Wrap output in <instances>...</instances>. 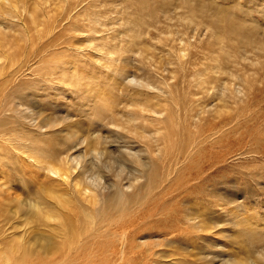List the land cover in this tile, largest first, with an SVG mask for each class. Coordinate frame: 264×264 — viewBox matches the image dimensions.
I'll list each match as a JSON object with an SVG mask.
<instances>
[{"label":"bare ground","instance_id":"6f19581e","mask_svg":"<svg viewBox=\"0 0 264 264\" xmlns=\"http://www.w3.org/2000/svg\"><path fill=\"white\" fill-rule=\"evenodd\" d=\"M5 1H6V4L8 6L7 7L4 6L5 8L3 7L4 8L3 12L0 13V17H2V20L4 21V19H5L4 24H3V21L1 23V20H0V71L2 72V74H4V72H6V73L4 74V80L3 81L0 80V93H2V85L8 83L16 73L20 72L19 74H21V71H24L29 66L33 65L32 63L35 64L37 62H42L43 72L48 74V76L50 77L49 80L47 78H44L43 82L46 83L48 81H51L54 78H60L61 77L60 81L62 84H65V85L71 87L72 89H75L77 87V82L74 80H70V78H74L75 76H74V74H70L69 75L70 77L67 76L66 72L70 71V70L68 69V67L63 68V64H65V63H56V62L51 63V62H49V60L45 59V57H48L51 54L49 48L54 47L52 39L49 38V34H50L49 32L51 31V27L53 29L51 19L54 20L52 18V16L49 15L50 14V7H48V5L46 6V4H43L42 1H38V0L36 1L35 0L37 3L36 2L33 4L31 3L33 6L31 7V9H29V6L26 5L27 0H26V2L24 0H21L20 2L23 3L22 7L24 6V7L28 8L26 10V17L25 16L22 17V14L18 11V9H16V7H13L10 5L9 0H5ZM11 1L16 2L13 0H11ZM55 1L57 2L58 0H55ZM91 1L90 2L92 4L91 3L90 4L92 7L97 6L96 0H91ZM185 1L187 2V5L185 7L186 10L184 11L185 15L182 16V17H184L183 19L188 21L187 23H189V25H193L196 29H198L199 27L202 28V26H204V28L207 31L210 38L213 36L217 37L218 39H216V40H218V42H217L218 51H222L223 55L217 56V54L213 53V52H217V51H215V49H213V50L211 49V51L208 52V56H206V57L204 56L205 52H202L201 54H203L204 57L203 56L202 57L204 58V60L207 59V57H208V59H210V61H207L205 63L201 61L200 65H199V63L197 61L193 60L194 56L192 54H188V57L186 59L183 58L185 49L179 47L180 53H178L176 55L177 56V60H176L177 63H176V66L173 67V70L171 72V74H172L171 76L174 80L180 81L182 85L184 84L183 86L180 85V88L183 87V89H184L183 90L184 91L183 99L182 98H180V99H182V101L183 100L184 101L182 104H180L182 101L180 99L176 98L175 100L174 99L173 100L174 101L179 100L181 102L179 103V101H178L177 103H175L172 100H170V102L172 101L175 104L179 103V107L176 108V109H178L177 113H179V115H181L180 111L182 109V116H184L186 119L188 118V120L189 119L193 120L192 125L189 124L190 128L183 127L182 132L180 131L179 134H177V132L175 131L174 135L170 136V134H169L170 132L169 131L167 132V129L169 127L172 131L173 130L172 128L175 127L174 126L175 124L178 126H183V125L182 124L179 125L177 122L170 124V122L172 120V119H169L170 116L167 117V119L161 118L164 116L163 113H165V112H162V110H163L162 107L159 105L160 108L162 109V110H160L158 108L159 106L157 107L155 105V107H154L149 102L146 103V101H144V100H146V98H145L142 101L146 103V107L144 106V103L143 104L141 103L142 101L140 100V104L142 106H140V105L138 107L135 106L136 110L134 109L133 111L130 110V108H132V106L129 107L128 110L124 109L123 111H121L122 109H120V108L125 107V104L123 107L119 108L120 110L118 108H115L116 106L119 107L118 105L120 104V102L118 101V99L114 100L113 103L115 104L116 103L115 101H118L119 103H116L115 105L113 104V106L109 107L106 104L107 107H109V108L96 106V109H97L96 112L98 111V113H96L93 117V118H95V120H89L90 119L89 118L87 120V122L84 121L85 122V125H84L85 126V129H84L85 132H83V134H80V133H82L81 129L79 127H76L73 124L74 122H72V126L69 125V127H68L69 129H67L65 131L56 130L55 129L56 121L51 118L48 120L46 119L47 120L46 122H45V120L41 119V121H43V123L40 122V124L36 125L35 128L37 129L38 134H41L42 136H38V135L34 136V134L29 133L28 136L19 137L21 135H14V133L18 132L20 130V128L22 129L24 126H23V124H19L18 126H14V125H16L17 122L23 123V121H25V120H27L28 122H33L35 119L33 114L36 111L33 114L31 113L30 115H26L25 111H29V109L25 108V109H22V111L19 114L15 113V112L12 114H10V112L6 113L8 108H9L8 105L10 104L11 100H10V97H7V95H4L3 97L0 95L2 97V98H0V152L2 153V157H0V160L1 159L6 160V161L8 160L10 163V160L6 156L7 153L2 151V149H3L2 148V142H16L17 143V146L15 147L16 151L18 153L24 155L28 160L30 159L29 161H32L31 164L33 163L35 165L34 166L35 168H37L38 170H42L44 174L46 173V175H47L46 177H48V181H49L47 184L48 192H46L45 194L43 193V190L40 191L39 193L35 192L36 194L34 193L35 195H33V198L27 197V199H25L23 201L17 197L16 203L11 205V214L17 220L14 223H12V225H11L12 231H13L12 234L7 233L9 229L6 231L7 228H5V224H7V223H5V222H7L8 219L6 217L5 218L3 217V210H2V224L0 223V264H70V263L66 262L68 257H70V256H74V257L87 256V257L91 258V257H94V254H95V252L93 250L105 249L104 247H106V246H107V248H106V251L104 253L105 256H103V257L107 256V257H113L114 258V257H118L122 254H126V253L130 254V255H136L141 250L138 252L136 250L137 248L135 249L132 246L133 244L130 246L131 240L126 236V234L129 231L128 230L129 227H131L132 223H134L132 221V219L130 218V216L124 217L126 214L131 213V210H130L131 207H130L129 203H127L126 193L130 189H132L134 187L135 183L139 182V180L141 178H145L147 180L149 179L150 181H152V179L148 173L151 170L155 169V168H153V166L157 165L156 163L158 161L160 162L161 168L159 166H157V168L162 169V171H163V169L165 170V172H164L165 178H169V176L171 174H174V172H176L177 170H180V172L182 173V180L177 185H175V186H169V184L164 185L163 189H165L166 192H170L171 190L175 191V192L177 191V193L182 192V194H181L182 196L189 198L192 194L199 193L201 185L209 184V185H211L212 189H215V188H220L221 184L226 183L225 181H223L224 178L222 179L221 183H218L216 181L215 177L218 176V174L221 170H223V169L225 170V168L228 167V166H225V164H222L221 166L218 167V164L227 161L226 159H228L229 156L235 155L236 157L237 156L240 157V156H243V155H246L249 153V154H252V156L253 155L256 156L257 154L258 155L260 154L263 157L262 154H264V145H260V144H261V142L264 141V137L262 136V134H264V133H262V131L260 129H261V126L264 124V109L262 107H260L259 110H256V109L260 106L261 103H264L263 102L264 98L261 96V94H258V92H257L255 95L252 96V98L257 99V101H256L257 106L256 107H251L248 105V108L250 110L248 112V114H244L243 112L241 113V111L239 109V106L241 104H245L243 99H244V96L246 95L245 92H247V91L244 92V89H245L244 87L246 86L247 88H251L253 85V83H252L253 81L251 82L250 79H249V81H246V80H248L247 78H251L255 82H256L257 78L255 77V73L244 75V73H245L244 72L245 70H244L242 73V76L239 80V78H237L236 75H234L237 72L235 70H231V66H238L241 61L242 62L246 61L247 59L244 57V52H246V51H247L248 60H249L248 53L252 52V50L257 51L258 54H260L261 57L264 59V42H262L260 40L257 41L254 39L253 40L250 39V36L246 35L244 33L245 31L242 29V27H239V25L234 24V21H236V20H234L233 17H229V16L224 15V8L223 7H221V6L214 7V5H211L209 7V10L205 7H201V8L199 7V9H198V7L196 6L197 3L194 2L193 0H185ZM185 1H184V3H185ZM52 3H54L53 0H52ZM169 3H170V1H168L167 4H169ZM177 3H179L177 5L179 8L183 7V1L182 0H178ZM66 4H69V3H66ZM72 4H73V2H72ZM72 4L69 5V7L67 9L68 14L66 16H68V17H66V18L69 19V21H68V23L66 22L68 24V26H66L65 29H66V31L73 32L72 35H74V36H81L80 41L85 43L86 46L82 48L79 45V41H75V40H72L68 45H64V46H66V47L71 46L73 48V50H75L76 53L80 56L83 54V51L85 48L92 49V50L97 52V55L100 56L98 60H100V58H101L102 60H104V64L106 62H108V60L110 62V59H111L110 56L112 54H114L115 52L112 53L113 49L111 50V47L107 48V46L105 45L107 39L104 38L103 36L99 35V29L102 28L103 26H105L104 24H100L98 21L99 13L97 12V10H93V11L90 10V13H87V9H89V8H85V9L82 8L83 10H81V11L79 10V12L73 13V10H75V5H72ZM29 5H30V3H29ZM61 5H60V7H59V4H58V6L57 5L56 6H57V8L58 7L62 8L64 5L62 7H61ZM166 6H164V7H166ZM199 6H201V5H199ZM52 9H54V8H52ZM62 9H60V10H62ZM141 9L142 8H140V10ZM214 9L217 10L216 14H214V12H215ZM64 10H65V8H64ZM140 10H138V11H140ZM54 11L57 12L58 9H55ZM63 12H65V11H63ZM63 12H61V14ZM106 12H107V10H106ZM151 12H152V15H154V11L152 10V11H150V13ZM208 12H209V14H208ZM136 13H138V12H136ZM171 13L172 12H170V9H164V10L161 9L160 15L163 16L164 20H168L171 18ZM23 14H24V12H23ZM204 14H205V16H203ZM127 15H128V13H127ZM198 15H202L203 17H205L209 22H211L212 25H214L216 27V29L218 28V31H219V28H221V29L226 28L229 31L228 32L229 35L241 38L240 41L238 40L239 44L236 43L237 46H239V47H237V46L234 47L237 51L241 50V52L239 51L240 53H238L236 55H232L230 52H227L225 45H224V38H223L222 34L218 33L217 31H214L213 29L211 31V28H210L211 25L210 26H208L207 24L203 25L202 21H200L198 19V17H199ZM60 16H63V15H60ZM64 16L62 18H65ZM174 16H176V14ZM14 17L17 18V21H13ZM133 17L134 16L128 17L126 22H123V24H126V23L130 24L131 23L132 25H134L136 22L143 23L142 20L140 19V15L137 16L138 19L136 18L133 20L132 19ZM182 17H180V18L182 19ZM152 19H154V18L152 17ZM57 20L58 19L54 20V23L57 22ZM170 21H171V19H170ZM101 22H102V20H101ZM146 25L149 26L151 24H146ZM255 25H259V24L256 22ZM1 26H2V29H1ZM61 26H63V25L61 24ZM161 26H160V29H164V28H161ZM255 27H250V28L255 29ZM155 29H156V27H155ZM16 30H18V32L16 34L13 33ZM123 32H124L123 35H125L126 40L124 41V44L122 43L123 49H120V50L122 52H128L129 53V52H133V50H135L137 48V51H135V52H137V54L140 55L141 61L147 59V55L144 54L147 50V47L143 43H141V41L139 39L140 36H138V34H136L130 28L125 29V31H123ZM172 32H170V33H172ZM248 33H252V31L248 30ZM60 34H62V32H60ZM64 34H65V32H64ZM173 34H172V37H174V39H175L176 37L173 36ZM217 34H219V36ZM174 35H176V34H174ZM121 36H122V33H121ZM141 36H143V35H141ZM43 37L46 41L44 43H42ZM165 37L163 39L167 38V37L166 38ZM160 38H161V35H160ZM170 38H171V36H170ZM194 38L196 39V37H194ZM198 39H199V37H198ZM20 40L24 41L26 44V48H23V49L20 48L22 57L19 55L20 53L17 52V51H19L18 41H20ZM171 40H172V38H171ZM176 40H178V38H176ZM185 41H186V39L184 40V42ZM196 41H197V39H196ZM174 43H177V42H174ZM184 44H186V43H184ZM193 44H190L188 42L186 44V46L188 47L189 45H193ZM206 48H207V46L205 45V49ZM167 50H168V48H167ZM194 50H195V48H194ZM181 51L183 52L182 54H181ZM199 52H200V50H199ZM175 53H177V51ZM125 54H127V53H125ZM114 56H115V54H114ZM169 56H171V55H169ZM120 58L121 57H119V59ZM163 58H165V57H163ZM196 58H198V57H196ZM174 60H175V58H174ZM141 61H140V63H141ZM170 61H171V59L168 58L169 64L171 63ZM68 63L72 64L73 62L70 60ZM116 63H117V61H116ZM260 63L261 62L258 58H257V62L250 63V65L253 68L252 70L255 71L256 69H258L259 66L261 67ZM171 64H170V66H171ZM173 65H175V64H173ZM198 65H199V67H198ZM100 66H102V64ZM166 66L169 67V65H166ZM13 67H15L14 71L11 73H8V69L10 71V68H13ZM186 67H188L190 70L189 69L187 70ZM228 67H230V68H228ZM98 68H99V66H98ZM125 68H127V67L125 66ZM159 68L161 70V68H163V67H160V65H159ZM33 71L35 72V74H39L41 69L39 67H36V68H34ZM119 71H121V70L119 69ZM142 71H144V70H142ZM139 72H141V71H139ZM120 73H122V71ZM123 73H124V71H123ZM163 73H162V77L164 76ZM167 73H168V71H167ZM131 74H133V73H131ZM169 75H167V78ZM223 75H225L226 77H224ZM109 76H110V73H109ZM116 77H118V75ZM140 77H141V75H140ZM159 77L161 78V76H159ZM126 78H127V76H126ZM164 78H165V76H164ZM227 78H228V80H227ZM64 79H67V80H64ZM74 79H76V78H74ZM113 79H115V76ZM130 79H129V81L133 80V79L132 80H130ZM12 80H14V79H12ZM149 80H147V83H143V85H141L140 87L143 88L144 90H146L147 88H151L152 91L153 90L155 91L156 87H158L159 92L163 94L164 89L162 87H164V86L161 87L162 84H165L164 82H162L163 80L160 81L159 83H157V84H160L159 86H154L151 82H148ZM135 81H137V80H135ZM164 81H165V79H164ZM41 82H42V80H41ZM114 82H116V79L114 80ZM144 82H146V81H144ZM257 82H258V80H257ZM35 83H33V84H35ZM243 84L245 85L244 87H242ZM116 85L117 84H115V86ZM112 86L114 87V85H112ZM165 86H167V84ZM132 87L134 88L135 86H132ZM137 87L138 86H136V88ZM175 87L178 88V91H179V87L178 86H175ZM29 88H30V86H29ZM115 88H117V87H115ZM168 88L169 87L167 86V89ZM23 89L21 88V90H23ZM86 90H85V92H86L85 94H84V92H81L82 91L81 89L71 91V92L78 91L80 93V95H84L83 96L84 100H82V103L85 107L89 106L91 101H93L95 98L94 95H91L89 89L87 91ZM132 90H134V89H132ZM140 90L142 93V89H140ZM178 91L176 89L177 93H178ZM19 92H17V93L19 94ZM30 92H31V90H30ZM252 92H249V93L252 94ZM20 93H22V92H20ZM133 93H135V92H133ZM153 93H152V97L154 96ZM167 93H168V91H167ZM146 94L148 95V93H145V95ZM178 94H181V92ZM31 95L32 94L30 93V96ZM131 95H129V96H131ZM175 95H177V94H175ZM38 96H40V95H38ZM111 96H113V95H111ZM170 96H172V95H170ZM16 97L17 96L14 95L13 98H16ZM32 97H35V95H33ZM131 97H133V96H131ZM167 97H169V96H167ZM113 98L112 99L109 98L110 99L109 101L113 100ZM119 98H121V97L119 96ZM169 98H171V97H169ZM248 98H249V95H248ZM99 99H102V98H99ZM141 99H142V95H141ZM157 99H158V96H157ZM105 100H106V98H105ZM134 100H135V98H134ZM136 100L138 101V99H136ZM16 101H18V100H16ZM32 101H34V100H32ZM137 101H136V103H137ZM158 102H162V101H158ZM102 103H104V102H102ZM105 103H104V105H105ZM130 103H132V102L130 101ZM153 103H155V102H153ZM161 104H163V102ZM168 104L170 105L169 102H168ZM172 105H173V103H172ZM172 105H171V107L173 109L174 105L173 106ZM94 107H95V104L90 106V110H95ZM36 108H38V107H36ZM176 109H174V110H176ZM179 109H180V111H179ZM40 110H42V109H39V111ZM164 110H166V109H164ZM10 111H12V110H10ZM40 112H42V111H40ZM35 114H37V112ZM169 114H170V112H169ZM46 115H45L44 119L49 116L48 115L46 117ZM174 115H177V114L174 113ZM243 116H244V119H243L242 123H239V120L241 118H243ZM37 117L38 116H36V118ZM41 118H43V117H41ZM181 120L184 121L182 118H181ZM181 120L179 119V121H181ZM68 121H69V118H68ZM102 123H105L106 127L101 126ZM189 125H188V127H189ZM44 126L46 128L48 127L45 130L46 134H44L45 132L40 131V129ZM66 126H67V124H66ZM176 130L178 131V129H176ZM103 131H105V132H103ZM106 133H111V135H108ZM167 133L169 135H167ZM47 134H50V135H47ZM52 134H54L53 138L51 137ZM231 134H232L233 138L231 137L229 139L228 136ZM79 139H81V140H79ZM120 141L122 142V145H120ZM79 144L80 145L82 144V146H84V147L79 148L78 147ZM112 144L116 145V147H117V145H119V147H117L116 149L119 150L118 153L121 155H119L118 153H116V154H118L119 156L125 157L126 159H128L130 164H132V165L135 164V166H136L135 176H133V174H132L131 179L126 178L129 180V184L127 186H123L121 183L122 173L125 172V169L122 166L119 168L118 171H116V174L113 176V179L109 181V182H111V188L108 187V185L105 183L106 181L105 182L103 181V179L105 178L104 174L113 170L112 168L115 165L114 164L115 163L114 157H116L117 155L115 156L113 154L112 146H111V150L108 147ZM136 146H138V148H136ZM234 146L236 147V149L234 151H232L231 149ZM122 149H125V151ZM4 150L7 151L6 149H4ZM140 153H143V154H140ZM144 155H146L147 157L153 155L155 162L153 161V159H152V162H150V160H148L150 158H143ZM117 159L119 160V158H117ZM120 159H123V158L120 157ZM256 161H258V160H256ZM16 162L17 161H15L14 163L17 164ZM33 164H32V167H33ZM117 164H118V162H117ZM119 164H121V162ZM151 168H153V169H151ZM22 170H23V168H22ZM184 170H187V172H184ZM232 170H233V168H232ZM128 172H129V170H128ZM157 172H159V171H157ZM152 173H154V172H152ZM236 173L239 176V180H241L242 178L247 176L245 174V172H242L241 170H236ZM128 176H126V177H128ZM154 177H155V175H154ZM178 177H176V178H178ZM166 180H164V182ZM123 182H125V181H123ZM236 183L238 184V181ZM160 187L161 186H159V188ZM108 188L110 189V191L107 190ZM146 188H147V186H146ZM150 190H152V189L150 188ZM208 191H210V190H208ZM223 191H224V188L221 191H218V189H217V191L215 193L220 194ZM144 195L146 197V194H144ZM164 195H165V193H164ZM231 196H232V193H231ZM172 197H173V195H172ZM154 199H155V197H154ZM166 201H168V200H166ZM218 201L219 200H217V202ZM236 202H234V204ZM164 203L166 204V202H164ZM171 203H172V201H171ZM230 206H231V204H230ZM215 207H217V206H215ZM1 209L2 208L0 206V210ZM219 209H222V208H219ZM147 213H148V211H146L145 214H147ZM164 213H165V211L163 212V214ZM147 215H145V216H147ZM191 215H192L191 213L185 214L182 219L186 222L189 221L190 224L192 223V225H194L196 222V217L191 216ZM216 215H218V213ZM233 216L234 217H232V216H230V217H232V219H236L237 216H235V215H233ZM197 219H198V217H197ZM237 219H242V218L238 216ZM134 220H136V219H134ZM168 220H170V219H168ZM168 220H165L162 222L159 221L158 224H154V227L152 228L153 230H151V227L149 225L148 228H150V229H148V230H151L152 232L155 231L158 234L164 233L165 231L166 232L176 231L173 224L170 225V227H168L169 226ZM250 221H251V219H250ZM157 222L155 221V223H157ZM180 223H182V222H180ZM33 224L36 225L37 228H34L32 226ZM152 224H153V222H152ZM190 224H186V225H190ZM30 225H31V227H30ZM135 226L136 225H134V227ZM217 226H218V224H217ZM19 228H21V230H19ZM39 228L44 229V232L46 234H43L42 232L38 233L37 230ZM114 228H115V230H114ZM194 228L198 230L197 232H199V231L205 232V231H208V229L211 230L212 227H209L208 229H206L205 227L204 228H198L197 226H194ZM246 229H247V227H246ZM191 231H194V230L191 229ZM16 232L17 233L19 232V234H17ZM224 232H226V231H224ZM130 233H131L130 235H132V232H130ZM138 233H140V232H138ZM206 233H208V232H206ZM196 234H198V233H196ZM112 235L116 236V240L111 242V236ZM98 236L99 237L101 236V238H98ZM173 236H174V234H173ZM147 238H149V237H147ZM262 241H264V239H261L260 237H258L256 240L250 241V244H254V242H259V243H262V245L259 247H256V249H254L255 251H252L250 248H247V247L245 248L247 251L250 250L252 253L248 254V257L246 260L247 262H245L244 264H264V242H262ZM165 243H167V242H165ZM147 245H148V243H147ZM158 245H160V244H157V246ZM151 247L153 248V246H151ZM162 248L165 249V247H163V246H162ZM223 248L224 247H222L221 250ZM151 251H152V249H151ZM100 252H101V254L103 253L102 250ZM142 253H144V252H142ZM146 253H148V251ZM149 253H151V252H149ZM169 255H171V254H169ZM96 256L98 258L99 255L97 254ZM153 256H154V254H153ZM140 258H141V256H140ZM161 258H163V257H161ZM236 258L237 257H235V259ZM235 259L230 258L227 261H225L226 259H224L225 262H222V263L223 264H238L235 261Z\"/></svg>","mask_w":264,"mask_h":264},{"label":"rangeland","instance_id":"374dc122","mask_svg":"<svg viewBox=\"0 0 264 264\" xmlns=\"http://www.w3.org/2000/svg\"><path fill=\"white\" fill-rule=\"evenodd\" d=\"M9 1H10L11 6L16 7V9H18V11L22 14V17L23 16L26 17V10L28 8L24 7V6L22 7L23 3L20 2L21 0H13L16 2L18 1L17 3L12 2L11 0H9ZM24 1L26 2V0H24ZM36 1L35 0L34 1L33 0H27L26 5L29 6V9H31V7L33 6L32 4L35 3ZM38 1H42L43 4H46V6L48 5V7H50V14L49 15L52 16V18L54 20L58 19L57 22H55V23H54V20L51 19L53 29L51 27V31L49 32L50 33L49 38L52 39L54 47L49 48L51 54H50V56L45 57V59L49 60V62H51V63H55V62L56 63H65V64H63V68L68 67V69L70 70V71L66 72L67 76H69L70 74H74V76H75L74 78H76V79L70 78V80L76 81L77 87L75 89H72L71 87H69L65 84H62L60 81L61 77L60 78H54L51 81H48L46 83L43 82L44 78H47L49 80L50 77L48 76V74L43 72L42 62H37L35 64L32 63L33 65L29 66L24 71H21V74H19L20 72L16 73L15 74L16 76L14 75L15 77L13 76V78H12L14 80L11 79L8 83L2 85V93H0V95L2 97L4 95H7V97H10V100H11L10 104L8 105V107L9 108L11 107V108L10 109L8 108L6 113L10 112V114H12L15 112V113L19 114L22 111V109L28 108L29 111H25L26 115H30L31 113L33 114L35 111L37 112V114H35L36 112L33 114L34 118H35L33 122H28L27 120L23 121V123L17 122V124L14 126H18L19 124H23L24 127L22 129L20 128V130L18 132H15L14 135H21L19 137H23V136H28L29 133H31V134H34V136H36V135L42 136L41 134H38L37 129L35 127H36V125L40 124V122L43 123V121H41V119L45 120V122H46L48 119H51V118L56 121V126H55L56 130L65 131V130L69 129L68 128L69 125L72 126V122H74L73 124L76 127H79L81 129L82 133H80V134H83V132H85L84 131V129H85V126H84L85 122L84 121L87 122V120L89 118H90L89 120H95V118H93V117L96 113H98V111L96 112V110H97L96 106L97 107H105V108L107 107V105L109 107L113 106V104H114L113 102L116 99H118L120 104L118 105L119 107L116 106L115 108L119 109L120 107H123L125 104V107L120 108V109H122L121 111H123L124 109L128 110L129 107H131V106H132V108H130V110H132V111L134 109L136 110L135 106L136 107H138L139 105L142 106L140 104V100L142 101L145 98H146V100H144V101H146V103L149 102L154 107H155V105L157 107L160 105L163 110L166 109L163 111L160 108V106L158 107L160 110H162V112H165V113H163L164 116L161 118L167 119V117L170 116L169 119H172V120L174 119L173 121L171 120L172 123L170 122V124L177 122L179 125L180 124L183 125V126H178L175 124L174 125L175 127L172 128L173 132L168 127L169 130L167 129V132L168 131L170 132L169 133L170 136L174 135L175 131L177 132V134H179L180 131L182 132L183 127L190 128V125H192L193 120L192 119L188 120V118L186 119L184 116H182V109H181V111L179 109L180 114H181V115H179V113H177L178 109H176L179 107V103L183 99V96H184L183 90L184 89H183V87L180 88V85H182L181 82L174 80L171 76L172 75L171 72L173 70V67H175L176 63H177V61H176L177 56L176 55L178 53H180L179 47L185 49L183 58L186 59L188 57V54H192L194 56L193 60L197 61L199 63V65H200L201 61L204 63L207 61H210V59H208V57L205 60L203 57L208 56V52L211 51V49L212 50L215 49V51H217V52H213V53L217 54V56L223 55V52L218 51V47H217L218 40H216L218 38L214 37V36L210 38V36L208 35L204 26H202V28L199 27L198 29H196L193 25H189V23H187L188 21L183 19L184 17H182V16L185 15L184 11L186 10L185 7L187 5V2L185 0H182L183 1V7H180L181 9L177 6L179 4V3H177L178 0H96L97 6H95V7L91 6V4H92L91 0H72V1L71 0H58L57 2L55 0H53L54 3H52V0H49V1L48 0H46V1L45 0H38ZM168 1H170L169 4H167ZM184 1H185V3H184ZM193 1L197 3L196 6L198 7V9H199V7L200 8L205 7L209 10V7L211 5H214V7H216V6L217 7L218 6L223 7L224 8V15L229 16V17H233L234 20H236V21H234V24L239 25V27H242V29L245 31L244 33L246 35H249L250 39H252V40L254 39L257 41L260 40V41L264 42V0H196V1L193 0ZM72 2H73V4H72ZM29 3H30V5H29ZM66 3H69V4H66ZM58 4H59V7L61 4H62L61 7L64 5L62 7L63 9L59 8V7L57 8ZM71 4L75 5V10H73V13L79 12V10L80 11L83 10L82 8H84V9L89 8V9H87V13H90V10L91 11L97 10V12L99 13L98 21L100 24L105 25L99 29V35H101L107 39L105 45L107 46V48L111 47V50L113 49L112 53L115 52L114 53L115 56H114V54H112L110 56L111 57L110 62L108 60V62H106L107 64L106 63L104 64V60H102L101 58H100V60H98L100 56L97 55V52L92 50V49L85 48L83 51V54L80 56L76 53L75 50H73V48L71 46H67V47L64 46V45H68L72 40L79 41V45L82 48L86 46L85 43L80 41L81 36H74V35H72L73 32L66 31V29H65L66 26H68L67 23L69 21V19L66 18V17H68V16H66L68 14L67 9H68L69 5H71ZM198 4L201 6H199ZM4 6L5 7L8 6L6 4V1L0 0V13L3 12V10L5 8ZM164 6H166V7H164ZM51 7L54 9H52ZM64 8H65V10H64ZM140 8H142V9L140 10ZM55 9H58V11L57 12L54 11ZM60 9H62V10H60ZM161 9L162 10L170 9V12H172L171 18H170L171 21H170V19H168V20L163 19V16L160 15ZM106 10H107V12H106ZM138 10H140V11H138ZM152 10L154 11L155 16L152 15V12L150 13V11H152ZM63 11H65V12H63ZM214 11H215L214 14H216L217 10L214 9ZM23 12H24V14H23ZM61 12H63L64 14L63 13L61 14ZM136 12H138V13H136ZM127 13H128V15H127ZM175 14H176V16H174ZM208 14H209V12H208ZM60 15H63V16L65 15L64 16L65 18H62L63 16H60ZM139 15H140V19L142 20L143 23L136 22L134 25H132L131 23L130 24H127V23L123 24V22H126L128 17L134 16L132 18L134 20L136 18L138 19L137 16H139ZM198 16H199L198 19L200 21H202L203 25L204 24H207L208 26L211 25V27H210L211 31L213 29L214 31H217L218 33L222 34V36L224 38V45H225L227 52H230L232 55H236V54L241 52V50H239L240 51L239 52L234 48L235 46H237V44H239V41L241 38L229 35L228 34L229 31L226 28L225 29L219 28V31H218V28L216 29V27L214 25H212L211 22H209L205 17H203V16H205V14L203 16L202 15H198ZM152 17L154 19H152ZM180 17H182V19ZM0 20L2 23V21H3L2 17H0ZM101 20H102V22H101ZM13 21H17V18L14 17ZM4 22H5V19L3 21V24H4ZM256 22L259 25H255ZM145 23L151 24V25L148 26ZM61 24L63 26H61ZM160 26H161V28H164V29H160ZM155 27H156V29H155ZM250 27H255V29L250 28ZM127 28L128 29L130 28L132 31H134L136 34H138V36H140L139 39H140L141 43H143L147 47V50L144 53L147 55V59L141 61L140 55L137 54V52H135V51H137V48L135 50L132 49L133 52H129V53L128 52H122L120 50V49H123L122 46L124 44V41L126 40L125 35H123V33H124L123 31H125V29H127ZM1 29H2V26H1ZM248 30L252 31V33H248ZM17 32H18V30H16L13 33L16 34ZM60 32H62V34H60ZM64 32H65V34H64ZM170 32H172V33H170ZM121 33H122V36H121ZM173 33L176 35H174ZM159 34L161 35V38H160ZM172 34H173V36L178 38V40H176V38L174 39V37H172ZM141 35H143V36H141ZM217 35L219 36V34H217ZM163 36L164 37L168 36V37L167 38L165 37L166 39H163L164 38ZM170 36H171L172 40H171ZM194 37H196L197 41ZM198 37H199V39H198ZM42 39H43L42 43L46 42L44 37ZM183 39L184 40L186 39L187 42L186 41L184 42ZM174 42H177V43H174ZM188 42L190 44H193V43L194 44L189 45L187 47L186 44ZM18 43H19V46H18L19 51H17V52L20 53L19 55L22 57L20 48H22V49L26 48V44L22 40L18 41ZM184 43H186V44H184ZM205 45L207 46L206 49H205ZM237 47H239V46H237ZM167 48H168V50H167ZM194 48H195V50H194ZM199 50H200V52H199ZM176 51H177V53H175ZM168 52L169 53L171 52V53L169 54ZM202 52H205L204 56H203V54H201ZM125 53H127V54H125ZM182 53L183 52L181 51V54ZM169 55H171V56H169ZM248 56H249V60L247 58V51L244 52V57L247 60L243 61V62L241 61L238 66H231V70H235L237 72L234 75H236V77L239 78V80H240L244 70H245L244 75L255 73V77L257 78L256 82L254 80H252L251 78H247L248 80H246V81H249V79H250L251 82L253 81L252 82L253 85L251 87L252 89L247 88L244 84L242 85V87L245 86L244 88L246 89V90L244 89V92L245 91H247V92H245L246 95L244 96V99H243L245 104H241L239 106V109H240L241 113L243 112L244 114H248V112L250 111L248 108V105L251 107L257 106V104H256L257 99L252 98L253 95H255L258 92V94H261V96L264 98V95H263L264 94V77H263L264 76V59L255 50H252V52H249ZM119 57H121V58L119 59ZM163 57H165V58H163ZM196 57H198V58H196ZM168 58L171 59V61H170L172 63V64L170 63L171 66L168 63ZM174 58H175V60H174ZM257 58L260 60V62H261L260 64H261L262 68L259 66L258 69L255 70L257 72L256 73L255 71L252 70L253 68L250 65V63L257 62ZM70 60L73 62L72 64L68 63ZM116 61H117V63H116ZM140 61H141V63H140ZM101 64H102V66H100ZM173 64H175V65H173ZM159 65H160V67H163L164 69L161 68V70H160ZM166 65H169V67ZM199 65H198V67H199ZM98 66H99V68H98ZM125 66L127 68H125ZM36 67H39L41 69L39 74H35V72L33 71L34 68H36ZM228 68H230V67H228ZM14 69H15V67L10 68V71L8 69V73L13 72ZM119 69L122 71V73H120L121 71H119ZM186 69L188 70L189 68L186 67ZM142 70H144V71H142ZM123 71H124V73H123ZM139 71H141V72H139ZM167 71H168V73H167ZM128 72L133 73L135 76L131 73L129 74ZM5 73L6 72H4V74ZM109 73H110V76H109ZM162 73L165 76V78H164V76L162 77ZM4 74H2V72L0 71V75H1L0 80H2V81L4 80ZM117 75H118V77H116ZM128 75L129 76L131 75V76L129 77ZM140 75L143 79L140 77ZM167 75H169L168 78H167ZM114 76H115L116 82H114V80H115V79H113ZM126 76H127V78H126ZM159 76H161V78ZM223 76L226 77L225 75H223ZM228 78H227V80H228ZM129 79L130 80L133 79V80L129 81ZM164 79H165V81H164ZM41 80H42V82H41ZM64 80H67V79H64ZM135 80H137L138 82ZM143 80L146 82H144ZM147 80H149L148 82H151L154 86H159L160 84H157V83H159L160 81L163 80L162 82L165 83V84L161 85V87L162 86L165 87V88L162 87L164 89L163 94L159 92L158 87H156L155 91L154 90L152 91L151 88H147L146 90L141 88L140 86L143 85V83H147ZM257 80H258V82H257ZM33 83H35L38 87ZM115 84H117V85L115 86ZM166 84L169 87L168 88L169 90L167 89V86H165ZM112 85H114V87ZM29 86H30V88H29ZM132 86H135V87L133 88ZM136 86H138V87L136 88ZM175 86L179 87V91H178V88H176ZM115 87H117V88H115ZM21 88L22 89L24 88V89L21 90ZM139 88L142 89V93H141V90ZM79 89H81L82 90L81 92H84V94L86 93L85 90L89 89L91 95L95 96L94 100L91 101L89 106L85 107L82 103V100H84V98H83L84 95H80V93L78 91L71 92L72 90H79ZM132 89H134V90H132ZM165 89L168 91V93ZM176 89H177L178 93L181 92V94H178L176 92ZM30 90H31V92H30ZM19 91L22 93H20ZM17 92H19V94ZM133 92H135V93H133ZM249 92H252V94ZM30 93L32 94L31 96H30ZM145 93H148L149 96L147 94L145 95ZM152 93L154 94L153 97H152ZM169 94L172 96H170ZM175 94H177V95H175ZM14 95L17 97L13 98ZM33 95H35V97H32ZM38 95H40V96H38ZM111 95H113V96H111ZM129 95H131L133 97H131ZM141 95H142V99H141ZM248 95H249V98H248ZM1 96H0V98H2ZM119 96L121 98H119ZM157 96H158V99H157ZM167 96H169L171 98H169ZM99 98H102V99H99ZM105 98H106V100H105ZM109 98L110 99L113 98V100H111L112 102L109 101L110 100ZM134 98H135V100H134ZM176 98H178V99L182 98V99H180L181 101H179V100L174 101ZM136 99H138V101ZM16 100H18L19 102ZM32 100H34V101H32ZM170 100L174 101L175 103H177L179 101V103L175 104L174 102L171 101L174 105L173 106L172 103L170 102ZM118 101H115V102L119 103ZM130 101L132 103H130ZM136 101H137V103H136ZM150 101L151 102L153 101L155 103H153V102L151 103ZM158 101H162L163 104H161L162 102H158ZM183 101L180 104H182ZM102 102H104V103L106 102L105 105ZM168 102L170 103V105L168 104ZM141 103L142 104L144 103V106L146 107L145 102L142 101ZM93 104H95V107H94L95 110H90V106H92ZM171 105L174 107L173 109H172ZM36 107H38L39 109H42V110H40L42 112H40L39 109ZM109 107H107V108H109ZM260 107H262L264 109V103H261L260 106L256 110H259ZM174 109H176V110H174ZM10 110H12V111H10ZM169 112H170V114H169ZM173 112L177 115H174ZM45 115H46V117L49 115L48 116L49 118L47 117L44 119ZM36 116H38V117L36 118ZM41 117H43V118H41ZM68 118H69V121H68ZM178 118L180 120L182 118L184 121H182V120L179 121ZM243 119H244V116H243V118H241L239 120V123H242ZM66 124H67V126H66ZM188 125H189V127H188ZM101 126L106 127L105 123H102ZM47 128L44 126L40 129V131L45 132V130ZM175 128L178 129V131ZM260 130L262 131V133H264V124L261 126ZM105 131H103V132H105ZM44 134H46V132ZM106 134L111 135V133H106ZM169 134L167 133V135H169ZM47 135H50V134H47ZM229 136H228V138L230 139L232 137V134ZM262 136L264 137V134H262ZM51 137L53 138L54 134H52ZM79 140H81V139H79ZM120 145H122L121 141H120ZM260 145H264V141L261 142ZM16 146H17L16 142H2V148H3L2 151L7 153L6 156L10 160V163L8 160L7 161L2 160V159L0 160V206L2 208L0 210V223L2 224V210H3V217L4 218L6 217L8 219V221L5 222L7 224L4 223L5 228H7L6 231L9 229L7 233H11V234L13 232L11 225L15 221H17L11 214V205L16 203L17 197L23 201V200L27 199V197L33 198V195H35L37 192L39 193L42 190H43V193L45 194L46 192H48L47 184L49 182L48 177H46L47 176L46 173L44 174L42 170H38L37 168H35L34 167L35 165L33 163H32L33 164V167H32V164H31L32 161H29L30 159L28 160L24 155L18 153L15 149ZM111 146H112L113 154L115 156L117 155L116 157L119 158V160L116 157H114V160H115L114 164L115 165L112 168L113 170L110 171L111 173L107 172L104 174L105 180L103 179V181L104 182L106 181L105 183L108 185V187L111 188V182H109V181L113 179V176L116 174V171H118L119 168L122 166V167H124L125 172L122 173L121 183L123 186H127L129 184L128 179L132 178V174H133V176H135V174H136L135 173L136 166H135V164L134 165L130 164L128 159H126L125 157L119 156L121 154H119L118 153L119 150L116 149L117 147H119V145H117V147H116V145H113V144L108 146L110 148V150H111ZM78 147L83 148L84 146H82V144L81 145L79 144ZM136 148H138V146H136ZM4 149H6L7 151H5ZM235 149H236V147L234 146L231 150L234 151ZM122 150L125 151V149H122ZM116 153H118L119 155ZM140 154H143V153H140ZM259 155L257 154L256 156L255 155L252 156V154L248 153V154L240 156V157L239 156L236 157L235 155L229 156V158L226 159L227 161L218 164V167L221 166L222 164H225V166H228V167L225 168V170L224 169L221 170L219 172L218 176H216L217 178L215 177V179L218 183H221L223 178H224L223 181H225L226 183L221 184L220 188H215V189H212L211 185H209V184L201 185L199 193H197V194L191 193L192 195L189 198L182 196L181 195L182 192L177 193V191L175 192L172 190L170 192H166V190L163 189L164 185H168V184H169V186L177 185L182 180V173L180 172V170H177L176 172H174V174H171L169 176V178H165L164 177L165 170L163 169V171H162V169L157 168V166L160 167V162L158 161L156 163L157 165L153 166V168H155V169L151 168L153 170L150 169L151 171L148 173L149 176L151 177L152 181H150L149 179L147 180L145 178H141L139 180V182H136L134 187L126 193L127 203H129V205L131 207V209H130L131 213L126 214L124 217L130 216V218L134 222V223H132L131 227H129V229H128L129 231L126 234V236L131 240L130 246L133 244L132 246L135 249L137 248L136 250L138 252L140 250L141 251L136 255H130V254L126 253V254H122V255H120L118 257H114V258L113 257H107V256L103 257V256H105L104 253H105L106 248H107V246L105 245L106 246V247H104L105 249L93 250L95 252L94 257L90 258L87 256H84V257L83 256H79V257L70 256V257H68L66 262H68L70 264H121V263L122 264H213V263L214 264H223L222 262H225V261L229 260L230 258L235 259V257H237L238 259L236 258L235 261L238 264H244L245 262H247L246 260H247L248 254L252 253L250 250L247 251L245 248L247 247V248H250L252 251H255L254 249H256V247H259L262 245V243H259V242H254V244H250V241L256 240L258 237H260L261 239H264V235H263L264 234V154H262L263 157L261 155L260 156ZM151 156L147 157L146 155H144L143 158H150V159H148V160H150V162H152V159L155 162L153 155H151ZM0 157H2L1 152H0ZM120 157L123 158L124 160L120 159ZM256 160H258V161H256ZM15 161H17L16 162L17 164L14 163ZM117 162H118V164H117ZM120 162H121V164H119ZM22 168H23V170H22ZM232 168H233V170H232ZM128 170H129V172H128ZM236 170H241L242 172H245V174L247 176L242 178L241 180H239V176L237 175ZM157 171H159V172H157ZM152 172H154L155 174ZM184 172H187V170H184ZM154 175H155V177H154ZM126 176H128V177H126ZM176 177H178V178H176ZM126 178H128V179H126ZM164 180H166V181L164 182ZM123 181H125V182H123ZM237 181H238V184L236 183ZM144 184L147 186V188ZM159 186H161V187L159 188ZM150 188L152 190H150ZM223 188H224V191L221 192L220 194L215 193L217 191V189H218V191H221ZM107 190L110 191L109 188ZM208 190H210L211 192ZM164 193H165V195H164ZM231 193H232V196H231ZM144 194H146L147 198L145 197ZM172 195H173V197H172ZM154 197H155V199H154ZM166 200H168V201H166ZM217 200H219V201L217 202ZM171 201H172V203H171ZM164 202H166V204ZM234 202H236V203L234 204ZM230 204H231V206H230ZM215 206H217V207H215ZM219 208H222V209H219ZM146 211H148V213H149V214L147 213L148 215L145 214ZM164 211H165V213L163 214ZM188 213H191L192 214L191 216L196 217V222L194 225H192V223L190 224L189 221L186 222L182 219L183 216L185 214H188ZM217 213H218V215H216ZM145 215H147V216H145ZM233 215L237 216L236 219H232V217H234ZM230 216H232V217H230ZM238 216L241 217L243 220L237 219ZM197 217H198V219H197ZM134 219H136V220H134ZM168 219H170V220H168ZM250 219H251V221H250ZM165 220L169 221L168 227H170V225L173 224L176 231H171V232L165 231L164 233H161V234H158L155 231H153V232L151 231V230H153L152 228L154 227V224H158L159 221L162 222ZM155 221L156 222L158 221V222L155 223ZM152 222H153V224H152ZM180 222H182V223H180ZM186 224H190V225H186ZM217 224H218V226H217ZM134 225H136V226L134 227ZM149 225L151 227V230H148V229H150V228H148ZM32 226L34 228H37L36 225H34V224ZM194 226H197L198 228H204L205 227L206 229H208L209 227H212V228H211V230L208 229V231H205V232L204 231L197 232L198 230L195 229ZM30 227H31V225H30ZM246 227H247V229H246ZM190 228L192 230H194L195 232L191 231ZM19 230H21V228H19ZM114 230H115V228H114ZM224 231H226V232H224ZM37 232L38 233L42 232L43 234H46L44 232V229H40V228L37 230ZM130 232H132V235H130L131 234ZM138 232H140V233H138ZM206 232H208V233H206ZM196 233H198V234H196ZM17 234H19V232ZM173 234H174V236H173ZM147 237H149V238H147ZM98 238H101V236L100 237L98 236ZM114 240H116V236L112 235L111 236V242ZM165 242H167V243H165ZM262 242H264V241H262ZM147 243H148V245H147ZM157 244H160V245H158L159 247L157 246ZM151 246H153V248ZM162 246L165 247V249L162 248ZM222 247H224L225 249L227 248V249L225 250L223 248L221 250ZM151 249H152V251H151ZM101 250L103 252L102 254L100 252ZM147 251H148V253H146ZM142 252H144V253H142ZM149 252H151V253H149ZM97 254L99 255L98 258L96 256ZM153 254H154V256H153ZM169 254H171V255H169ZM140 256H141V258H140ZM161 257H163V258H161ZM224 259H226V260L224 261Z\"/></svg>","mask_w":264,"mask_h":264}]
</instances>
